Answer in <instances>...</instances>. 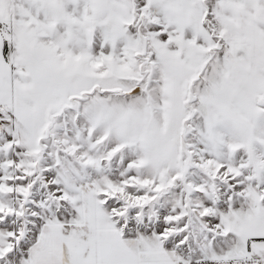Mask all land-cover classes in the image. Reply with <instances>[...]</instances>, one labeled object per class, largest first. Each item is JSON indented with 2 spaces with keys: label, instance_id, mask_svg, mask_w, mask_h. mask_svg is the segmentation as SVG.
Here are the masks:
<instances>
[{
  "label": "snow or ice",
  "instance_id": "snow-or-ice-1",
  "mask_svg": "<svg viewBox=\"0 0 264 264\" xmlns=\"http://www.w3.org/2000/svg\"><path fill=\"white\" fill-rule=\"evenodd\" d=\"M0 264H264V0H0Z\"/></svg>",
  "mask_w": 264,
  "mask_h": 264
}]
</instances>
